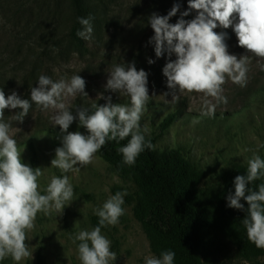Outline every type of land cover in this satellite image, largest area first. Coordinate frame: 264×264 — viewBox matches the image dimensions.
Segmentation results:
<instances>
[{"label": "rangeland", "instance_id": "obj_1", "mask_svg": "<svg viewBox=\"0 0 264 264\" xmlns=\"http://www.w3.org/2000/svg\"><path fill=\"white\" fill-rule=\"evenodd\" d=\"M93 6V34L90 40L76 35L82 26L77 22L71 0H0V88L6 97L15 91L20 98L30 99L31 87L38 86L40 75L54 81L70 79L74 74L86 81L88 97L78 95L67 103L77 107L103 105L111 96L113 103L130 104L127 96L107 91L105 85L110 72L118 64L134 62L137 70L148 73L150 100L140 121L145 134L155 137L159 152L181 149L194 166L203 172L199 193L210 216L220 219L216 212L215 194L221 174L233 164L248 165L256 153L264 158V60L251 56L238 45L231 27L214 31L226 32L228 51L237 57L250 56L247 84L241 87L230 80L223 86L227 104H219L212 118L201 116L203 97L197 93H185L173 102L163 95L168 91L163 67L171 58L165 52L155 55L154 45L149 43L154 32L148 23L152 13L167 15L175 3L180 11L170 19L175 24L180 13L188 10V0H88ZM195 10L184 17L191 20ZM148 59L155 61L148 63ZM211 99V98H210ZM215 103V101H212ZM22 111L5 110V122L11 124L23 163L41 168L39 178L41 194L53 176H61L59 169L51 167L55 149L62 146L63 136L58 125H53L54 110H39L35 104L23 123L14 119ZM171 114L175 119L168 127L164 120ZM198 118L199 123H193ZM87 134L79 121L74 120L68 132ZM74 188L73 201L59 214L39 213L35 228L28 233L26 243L32 259L21 264H81L78 254L79 241L74 237L81 230L91 231L97 224L94 209L118 191H127L123 208L125 213L119 224L102 228V234L111 240V250L117 254L114 264H145L148 255L160 256L165 250L176 253L174 264H182L179 252L163 242L166 235L160 221H152L150 206L143 188L132 179L120 177L99 153L92 164L81 167L78 173H67ZM164 208L169 206L164 203ZM140 212L145 218L141 222ZM155 224H159L156 227ZM222 226H226L220 220ZM206 264H264V258L245 260L235 243L222 230L216 231L205 251ZM0 264H15L9 257Z\"/></svg>", "mask_w": 264, "mask_h": 264}, {"label": "clouds", "instance_id": "obj_2", "mask_svg": "<svg viewBox=\"0 0 264 264\" xmlns=\"http://www.w3.org/2000/svg\"><path fill=\"white\" fill-rule=\"evenodd\" d=\"M175 3L167 15L152 13L148 18L154 35L149 43L154 45L155 55L160 58L165 52L176 59L163 67L168 91L173 102L181 94L197 93L203 97L201 116L214 117L217 105L227 104L223 95L224 85L230 80L241 87L246 86L250 56L237 57L228 51L226 32L214 31L217 27H231L238 39V45L251 56L264 60V0H188V10L180 13V19L170 23V19L180 11ZM192 10L197 15L185 20ZM92 17H78L82 26L76 35L90 40L93 34ZM149 64L155 63L148 59ZM264 71V63L260 64ZM38 86L31 87L30 99H22L13 91L6 97L0 88V261L11 258L15 264L33 258L26 243L28 233L35 228L37 215L50 214L52 210L61 214L65 206L74 199V188L67 173H78L81 167L93 163L96 154L109 141L128 143L118 149L123 163L133 166L145 150H155L151 141H146L140 121L150 100L148 73L137 70L135 63L126 66L118 64L107 79L105 88L130 99V104L113 103L111 96L103 105L94 104L92 109L77 107L75 115L67 103L78 95L88 97L86 81L78 74L70 79L54 81L47 75H40ZM211 98V99H210ZM215 101L213 103L212 101ZM33 104L41 110H54L53 125H58L63 136L62 146L55 149L51 167L57 168L61 176H53L41 194L39 178L41 168H32L22 162L21 150L11 133V124L5 122V110L21 109L14 119L23 123ZM86 129L68 132L74 120ZM198 118L193 123H199ZM245 175L234 178V193L229 191L227 207L246 211L242 220L248 240L256 248L264 250V183L257 188L250 187L255 181L264 179V158L253 153L248 160ZM127 191L111 195L101 207L94 209L99 218L98 225L91 231L81 230L73 243L79 241L78 254L81 264H114L117 254L111 250V240L102 234V228L116 226L124 215V197ZM241 200L247 202V209ZM176 253L165 250L160 256L148 255L145 264H174Z\"/></svg>", "mask_w": 264, "mask_h": 264}, {"label": "trees", "instance_id": "obj_3", "mask_svg": "<svg viewBox=\"0 0 264 264\" xmlns=\"http://www.w3.org/2000/svg\"><path fill=\"white\" fill-rule=\"evenodd\" d=\"M75 17L88 18L93 13V6L88 0H71ZM79 38V37H78ZM175 114L169 115L163 123L168 127L175 119ZM146 141L156 144L157 139L145 134ZM131 137L123 141L109 140L98 152L108 162L117 174L126 179H132L139 184L150 206L149 215L152 221H160L166 235L164 245L177 250L182 264H206L205 251L212 241L213 234L222 230L227 238L237 246L245 260L263 257L264 250L251 243L246 234L242 220L246 211L227 207L229 191L234 193V178L245 175L248 165L233 164L221 174L222 183L215 194L216 212L220 219L210 216L199 193V185L203 180V172L194 166L181 149H171L163 152L145 149L133 166L123 163V156L118 149L128 143ZM23 162V161H22ZM264 179L255 181L250 187L257 188ZM169 206L166 210L163 204ZM247 209V202L241 200ZM137 216L141 222L145 218L140 212ZM94 222L98 225L99 218ZM223 220L226 226L220 224ZM159 227V224H155Z\"/></svg>", "mask_w": 264, "mask_h": 264}]
</instances>
